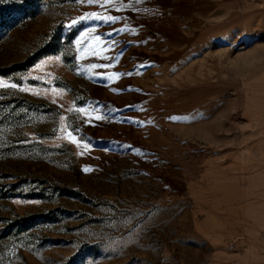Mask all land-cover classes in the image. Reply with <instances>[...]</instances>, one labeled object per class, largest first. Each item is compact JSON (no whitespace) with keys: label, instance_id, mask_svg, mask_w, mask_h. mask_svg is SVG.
Wrapping results in <instances>:
<instances>
[{"label":"rangeland","instance_id":"374dc122","mask_svg":"<svg viewBox=\"0 0 264 264\" xmlns=\"http://www.w3.org/2000/svg\"><path fill=\"white\" fill-rule=\"evenodd\" d=\"M0 264H264V0H0Z\"/></svg>","mask_w":264,"mask_h":264},{"label":"snow or ice","instance_id":"6c2138e0","mask_svg":"<svg viewBox=\"0 0 264 264\" xmlns=\"http://www.w3.org/2000/svg\"><path fill=\"white\" fill-rule=\"evenodd\" d=\"M89 3H92L93 0H88ZM75 23V22H74ZM170 119H175V118H170ZM87 170V169H86Z\"/></svg>","mask_w":264,"mask_h":264}]
</instances>
